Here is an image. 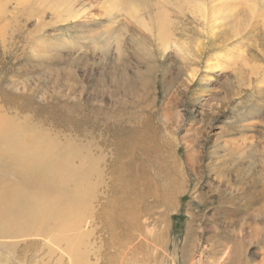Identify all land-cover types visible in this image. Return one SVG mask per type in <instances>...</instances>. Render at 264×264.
<instances>
[{
    "label": "rangeland",
    "instance_id": "rangeland-1",
    "mask_svg": "<svg viewBox=\"0 0 264 264\" xmlns=\"http://www.w3.org/2000/svg\"><path fill=\"white\" fill-rule=\"evenodd\" d=\"M109 1L0 0L1 126L8 117L24 120L29 126L27 135L45 136L59 148L66 146L77 154L76 165L89 153L97 172L92 174L96 184L92 190L96 196L106 197L97 196L100 201L112 200V194L118 199L113 190L117 182L128 187L123 207L133 208L130 213L118 211L121 247L117 261L179 264V245L189 225L188 243L198 247L196 258L201 250L208 256L211 249L228 245L252 263L264 262V79L256 77L257 82L254 75L242 78L247 73L235 78L231 68L205 72L207 62L229 64L219 53L224 48L218 47V41V45H209V38L215 36L210 33L220 34L227 27L225 24L219 30L218 21L214 25L208 19L209 0H125L136 5L131 6L133 11L137 8L135 16ZM200 1L202 6L206 4L204 12H193L192 7ZM250 1L245 4V9L251 7L246 12L261 8L260 4L264 8V0H252L253 5ZM247 17L251 19L250 14ZM169 19L174 28L184 27L188 21L186 31H177L169 40L183 44L192 38L185 45L191 42L194 47L189 45L185 55L173 44L164 48L155 37L154 22ZM250 21L246 18L247 28ZM256 24L260 32L259 19ZM254 35L244 37L257 44L258 50ZM234 40L227 48L241 45L250 66L264 69V47L263 53L258 50L262 57L251 60L256 48L247 51L249 41L236 45ZM236 53L231 56L235 58ZM241 61L236 57L233 69ZM197 67L191 83L189 71ZM180 113L184 116L179 124ZM164 121L168 122L164 125ZM140 128H147L152 135L141 151L146 160L139 162L137 169L129 162L118 177L116 146L120 138L129 137L132 131L140 133ZM2 132L0 153L5 147ZM188 145L200 160L195 167L197 175L190 174L184 164ZM172 153L181 165L183 181L172 182L168 171ZM38 247L25 253V262L47 264L46 251L41 253ZM88 262L96 260L92 257Z\"/></svg>",
    "mask_w": 264,
    "mask_h": 264
},
{
    "label": "bare ground",
    "instance_id": "bare-ground-1",
    "mask_svg": "<svg viewBox=\"0 0 264 264\" xmlns=\"http://www.w3.org/2000/svg\"><path fill=\"white\" fill-rule=\"evenodd\" d=\"M183 1L188 2L191 0H183ZM209 1L211 2L210 4L211 6L210 9L207 10L208 19L211 21V23H214V21H218L219 30L221 28L223 29L222 26H224L225 24L227 27H224L226 29L221 30V33L220 31L217 30L218 33L220 34H217L213 31L211 33L209 32L211 35H215V36H213L214 40H210V38L208 37L209 43L210 42L211 43L210 44L208 42L207 43L210 46L213 43L216 45L220 43L218 47H223L224 51L223 50L219 51V53L220 52L222 53V54L220 53L222 58L223 57L228 58L229 64H226L227 63L226 61V63L222 66V62H223L222 61L221 64L215 65L210 63L208 65L207 62L206 65L204 66L205 72L212 70L214 71L215 69H218L220 71L222 70L226 71L227 69L231 68V71L235 73V78L240 74L243 75L247 73L245 76L243 75L242 78L251 79V76L254 75V79L256 81L257 78L264 79V69L262 67H257L258 65L250 66V60L247 59L246 56L244 55L245 48L241 49L243 47H241L240 45L243 42L249 41L248 38H246L247 36L244 37V35L255 34L254 36L257 37L259 41L254 37L252 38H254V40L259 42L258 50L263 49L264 47L263 5L260 4L261 8H256V6L254 5L255 9H252L253 10L252 13H248L246 12V10H249L251 8L248 5L247 7L249 8L245 9L246 6L245 4L247 3L248 0H240L239 2L238 0H236L237 2H235V0H209ZM110 2L113 7L116 8L118 6H121L120 8H123L127 12H130L131 13L130 15L132 16L133 14L134 16L137 14V8L135 7L133 11V7H131L135 4L130 6V3L127 4L125 0H110L109 3ZM250 2L253 5L254 1L252 2L251 0ZM117 3L119 4L118 6ZM237 3H239L238 5H240L241 3V5L237 7L236 6ZM204 6L201 5V1H200V5L197 4L195 8L192 7L193 8L192 11L203 13L205 8ZM179 12L182 13V11ZM247 13L251 15L252 20L253 17H256V20L254 19L255 23L254 20L252 21L250 17H247L248 16ZM181 15L183 16V14ZM194 17L192 19L196 20L197 17L196 18ZM176 18H178V16ZM246 18H249V21L250 20L252 21V22L250 21L252 24L251 26L249 25L250 26L249 28H247L246 26L247 24ZM257 19L260 20V32L258 31L257 28L258 25L256 24ZM187 22H185V26L188 25ZM171 23L174 22L172 20L170 22V19L164 22H158V21L156 23L154 22L155 31H156L155 37L158 39V41H160L161 45L164 48H168L169 45L173 44L172 46L175 47L179 53L182 52V54L185 55V51L186 53L189 51L188 48L189 45L190 48L191 46L194 45V44L193 45L190 44L191 42L188 43L189 45H185L187 42H189L188 40L192 38H189L183 44L181 43L175 44V41L173 40H171L172 43H170L169 40L171 38L172 39L174 38L175 33H177V31L181 32L185 28V26L183 27L184 24L181 25L180 28H174L176 25L174 26ZM216 26H218V24ZM201 27L203 26L201 25ZM215 29L216 27L212 30ZM185 31L186 30H184V32ZM196 34L197 33H195V35ZM172 35L173 37H171ZM183 35L185 34L183 33ZM183 35H181L182 38ZM203 35L204 34H202V37ZM205 35L207 36L208 34H206L205 32ZM178 37L175 36V38H177V43H179ZM185 37L184 39H186ZM233 38H235L234 42L237 41L236 45H240L241 48L239 47L236 49L233 47L232 50L227 48V46L231 44L230 41L233 40ZM216 41H218V43ZM203 45L201 44V46ZM248 45L249 47L248 48L246 47L247 51L250 48L257 47V44H253V43L251 44V41H249ZM210 46H209V50H210ZM212 46L214 47V45ZM215 48L217 49V47ZM201 49H200V53H202ZM258 50L257 48L253 49V53L250 57L251 60L256 59L257 56L262 57L259 54ZM233 51L237 52L236 55L235 54L234 55L236 57H241L242 60L238 65V68L234 67V69H233V64L234 65L237 64L235 63L236 57L234 58L231 56ZM212 52L213 51H211V53ZM197 54L199 56V53H196L195 55L197 56ZM248 55L250 54H247V56ZM183 58L186 59L187 56ZM262 58L264 59V55ZM262 58L260 60H262ZM258 62L259 61H257V63ZM196 63H198V61ZM191 64L194 65L193 63ZM201 66H203V64ZM245 67H247L248 69H246ZM198 69L199 67L194 68L193 71L191 70L189 71L191 75L190 78L191 83L193 79L196 77L199 71ZM231 73L232 72H230V74ZM206 77L200 78V80L202 79V81H206ZM207 81H209V79ZM244 82L245 81L243 80L242 83L244 84ZM201 84L200 86H202ZM256 86L260 88V83L259 84L257 83ZM258 87L256 89L260 90L261 88L259 89ZM183 116H184L183 113L179 114V120H178L179 124L182 122ZM8 118H7L8 122L4 120L3 126H1L0 124V132L2 130L3 131L2 133L4 135L2 143L5 146L2 152L0 153V264H9V263L37 264L36 263L37 261L30 263L25 262V258H26L25 253L28 252L34 246H39L37 250L41 251V253L43 252V250L46 251L44 256H46L47 258L48 261L47 264H98L99 261L102 264H135V261H117L116 259L117 253L121 247L118 241V230L121 229V225L118 220L119 219L118 211L119 209L121 211L123 209L124 213H130V209L132 211L133 208L132 206L129 207L128 205L123 207L124 203H127L125 202V197H124L127 195L124 193L128 192L129 190L128 187L125 184H123L122 181H119L114 185V189H113L118 199L114 198V195L112 194L113 199L110 201L98 200L97 198L98 195L96 196L93 192L96 187V184H94L93 182V175H92V174H97V172L93 170L94 166L92 165V158L89 155V153L84 157L80 158V164L76 165L74 164L75 161L74 158L77 157V154L74 155V153L69 152L66 146L59 148V146H57L52 140H49L45 136L27 135L29 126L24 120L15 121L17 119L11 120ZM173 118L171 117V119ZM164 122L163 124L165 125L166 122L168 121H166L165 123ZM170 122L171 121L169 120V124ZM174 126H172V129ZM140 129H141L140 133L136 134V131L135 132L132 131V134L129 137L125 135L124 138H120L116 146V153L118 155V159L115 163L116 165L115 169L118 170V177L119 176L122 177L123 172H125L126 169L128 168L127 165L129 164V162H133L134 163L133 168L137 169L140 166L139 162L142 161L145 162L146 160V156H143L144 154L141 151L142 149H144L145 144L147 143L148 139L151 138L152 135L151 133L147 132V128H140ZM173 130L171 131V133L173 132ZM174 133L175 131L173 132V137H174ZM188 146L186 147L187 150L185 152L184 164L188 165L190 174L197 175L196 174L197 170L195 169V167L198 161L196 158L198 154H196L197 155L196 156L195 155L196 152L192 150V147L190 146L188 147ZM160 156H162V154ZM171 157L172 160L171 163H169L168 165V171L170 170V173L172 175V182L179 180V178H181V180L183 181L185 177L183 176L181 165L178 159L175 157L174 153H172ZM147 160H149V158H147ZM166 160L168 159L166 158ZM142 165L144 166L143 163ZM92 186L94 188L93 190H92ZM28 190H33V191L29 193L27 192ZM183 193L185 192L182 191L181 195ZM133 196L135 197V195ZM98 197L101 199L106 198V197H102V195H99ZM118 201L123 203L119 204ZM125 216L127 217L126 214ZM191 232L192 231L189 225H187L185 228L183 241L179 245L180 247L179 264H264V262L252 263L251 261L245 258L244 254L243 256H239L237 252L232 251L233 247L228 245H223L222 248H219L217 250L210 248L211 254L208 256L204 255L205 257L203 256V254H205L206 252L204 250H201L198 258H196L195 253H197L198 247L194 244L188 243V240L191 237ZM126 251L131 252L129 249H127ZM4 254H7V256H5ZM53 257L55 258L53 259ZM92 257L96 260V263L88 262V259ZM189 257L190 259L188 260Z\"/></svg>",
    "mask_w": 264,
    "mask_h": 264
}]
</instances>
